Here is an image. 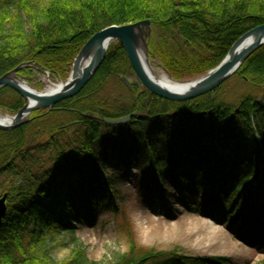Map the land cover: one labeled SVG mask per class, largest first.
Listing matches in <instances>:
<instances>
[{"label": "trees", "instance_id": "obj_1", "mask_svg": "<svg viewBox=\"0 0 264 264\" xmlns=\"http://www.w3.org/2000/svg\"><path fill=\"white\" fill-rule=\"evenodd\" d=\"M145 19L150 54L175 80L190 81L264 23V0H0V76L22 65V77L41 67L68 79L92 34ZM126 72L134 71L115 40L81 92L33 111L19 127L0 129V197L6 195L7 206L0 264H99L82 243L55 262L47 241L108 211L113 178L130 168L143 170L140 188L151 189L170 174L183 205L201 191V215L247 245L264 247V108L256 103L264 101V45L234 73L251 89L235 107L225 103L220 87L178 102L139 91L135 83L130 102L117 106L106 86ZM25 103L12 88H0L1 110L16 114ZM133 112L127 124L103 122ZM119 229L127 248L109 264H230L221 255L141 246L129 220Z\"/></svg>", "mask_w": 264, "mask_h": 264}, {"label": "rangeland", "instance_id": "obj_2", "mask_svg": "<svg viewBox=\"0 0 264 264\" xmlns=\"http://www.w3.org/2000/svg\"><path fill=\"white\" fill-rule=\"evenodd\" d=\"M146 53L150 66L157 76L164 73L175 80L161 66L158 58L150 54L149 45ZM31 72L29 76L21 77L40 92L47 88V83L51 85L68 80L72 74H69L68 79H60L50 76L48 71H42L41 67ZM122 78L127 79L129 86ZM195 79L198 78L190 79V81ZM134 83L139 91L145 88L134 72H126L119 79L111 78L106 90L117 100V106H125L130 102L131 85ZM220 88L219 93L222 99L233 107L236 106L238 99L251 90L248 84L241 81L235 74L224 81ZM0 114L8 118L15 115L1 109ZM134 170V173L125 171L124 176L119 175L113 178L115 199L108 211L102 212L93 222H81L74 225L73 234L69 231L62 232L47 241V251L55 262L68 257L70 250L82 243L90 260L99 264L111 263L114 256L122 254L127 248L125 235L119 229L123 220H129L135 232V239L141 246L161 250L178 247L184 253L196 256L221 255L229 258L230 264H253L264 258V247L247 245L234 236L231 228L199 213V203L204 198V193L198 191V197L195 199L187 197L188 204L183 205L184 196L175 185L171 184L170 174L164 175L159 184L147 189L140 188L137 179L143 170ZM105 174L111 177L112 173L106 171Z\"/></svg>", "mask_w": 264, "mask_h": 264}, {"label": "water", "instance_id": "obj_3", "mask_svg": "<svg viewBox=\"0 0 264 264\" xmlns=\"http://www.w3.org/2000/svg\"><path fill=\"white\" fill-rule=\"evenodd\" d=\"M151 31V24L148 19L134 21V23H123V25H110L102 28L92 34L91 38L82 46V50L78 53L76 61L72 68V74L68 80L62 81L58 90L51 93L40 92L36 89L29 90L24 86L25 82L17 71L22 65H18L7 73L0 76V88L10 87L17 94L22 95L26 103L18 113L10 118L9 122L0 120V129L10 130L21 126V124L29 120V114L34 110L50 109L66 98H71L81 92L83 87L94 76L98 67L104 61V56L111 42L118 40L124 46L126 55L129 58L130 66L133 68L135 76L139 78L142 85L150 90L158 97L173 101H189L191 99L210 93L222 86L223 82L233 76L240 68L243 61L254 53V50L264 45V23L253 27L250 31L243 34L242 37L235 41V44L227 52L224 58L217 66L212 68L200 78L185 82L184 88L180 90H171L156 84L146 73L145 67L139 56V50H142L145 58H148L146 50L148 48L147 38ZM92 52L89 60L83 66L82 71L75 73L76 65L82 53ZM128 85L127 79L122 78ZM129 86V85H128ZM214 97V93L212 95ZM256 103L264 108V101L261 98L256 99ZM132 116L137 113H129L126 116L117 118H106L103 122L110 125H124L129 122ZM6 195L0 197V226L6 211Z\"/></svg>", "mask_w": 264, "mask_h": 264}, {"label": "bare ground", "instance_id": "obj_4", "mask_svg": "<svg viewBox=\"0 0 264 264\" xmlns=\"http://www.w3.org/2000/svg\"><path fill=\"white\" fill-rule=\"evenodd\" d=\"M91 53L92 52L82 53V55L79 58L80 59L79 63L76 65V68H75V73H74L75 75L78 74L80 71H82L83 66L89 60L88 58L91 55ZM139 56L141 57L143 67H145V69H146V73L148 74L149 77H151V79L156 84H159L162 87L167 88V89H171V90H180V89L184 88L185 82H181V81L177 82V81L173 80L171 77L166 76L164 73H161L157 76L154 73L153 68L150 66L149 59L145 58L142 50H139ZM45 82H47V80H45ZM23 83H24V86L27 87L29 90L35 89L31 84L27 83L26 81ZM48 84H50V83H47V88L45 90H41V92L51 93V91L58 90L61 86V82L56 83V84L53 83L51 85H48ZM0 120L5 121V122H9L10 118L0 114ZM132 172H135V170L133 169Z\"/></svg>", "mask_w": 264, "mask_h": 264}]
</instances>
